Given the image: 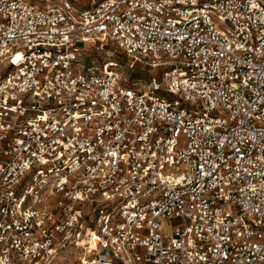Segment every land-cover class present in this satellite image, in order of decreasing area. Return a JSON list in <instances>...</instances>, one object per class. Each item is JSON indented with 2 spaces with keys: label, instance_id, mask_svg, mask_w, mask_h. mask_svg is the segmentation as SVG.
<instances>
[{
  "label": "built area",
  "instance_id": "1",
  "mask_svg": "<svg viewBox=\"0 0 264 264\" xmlns=\"http://www.w3.org/2000/svg\"><path fill=\"white\" fill-rule=\"evenodd\" d=\"M56 260L264 264V0H0V264Z\"/></svg>",
  "mask_w": 264,
  "mask_h": 264
},
{
  "label": "rangeland",
  "instance_id": "2",
  "mask_svg": "<svg viewBox=\"0 0 264 264\" xmlns=\"http://www.w3.org/2000/svg\"><path fill=\"white\" fill-rule=\"evenodd\" d=\"M92 1L97 2L99 0H74V3L75 6L78 8V7L89 6ZM85 56L87 63H94L100 65L103 64L104 62H108L110 65L118 69H121L124 72V74L132 75L133 77H140L142 79H145L149 73L147 69L138 66H134L133 68H130L128 66L126 55L120 52L119 50H115L111 46L98 48L96 45H86ZM90 256L88 255V258ZM64 262L65 261L63 260H56L52 264H62Z\"/></svg>",
  "mask_w": 264,
  "mask_h": 264
},
{
  "label": "bare ground",
  "instance_id": "3",
  "mask_svg": "<svg viewBox=\"0 0 264 264\" xmlns=\"http://www.w3.org/2000/svg\"><path fill=\"white\" fill-rule=\"evenodd\" d=\"M111 60V59H110Z\"/></svg>",
  "mask_w": 264,
  "mask_h": 264
}]
</instances>
